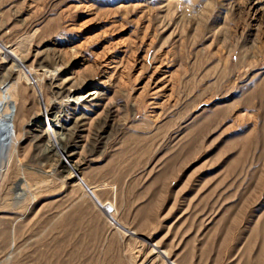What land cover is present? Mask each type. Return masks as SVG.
<instances>
[{
    "label": "rangeland",
    "instance_id": "rangeland-1",
    "mask_svg": "<svg viewBox=\"0 0 264 264\" xmlns=\"http://www.w3.org/2000/svg\"><path fill=\"white\" fill-rule=\"evenodd\" d=\"M7 83L0 264H264V0H0Z\"/></svg>",
    "mask_w": 264,
    "mask_h": 264
},
{
    "label": "bare ground",
    "instance_id": "bare-ground-1",
    "mask_svg": "<svg viewBox=\"0 0 264 264\" xmlns=\"http://www.w3.org/2000/svg\"><path fill=\"white\" fill-rule=\"evenodd\" d=\"M36 83V81H34ZM9 86L10 84L7 83L3 86H0V136H6V149L9 147L10 143L12 140H16L17 139V135H16V125H17V121H16V112H15V107H16V101L15 99H8L6 92H7V86ZM16 89V88H15ZM92 96V94L87 95V96H82V97H78L81 101L86 100L88 98H90ZM47 111V110H46ZM43 115L46 116L45 113H42ZM44 116V117H45ZM41 118V117H40ZM39 119L34 120V122H38ZM49 126H52V121H48L47 124V128H46V132L48 134V131L50 130ZM50 144L53 145V141L50 140L49 141ZM5 149V151H6ZM5 160V158L0 160V167L3 165V161ZM21 186V185H20ZM27 183L24 181L22 186H21V192L23 191H27ZM109 215H111L113 213V208L111 207H105L104 209Z\"/></svg>",
    "mask_w": 264,
    "mask_h": 264
},
{
    "label": "water",
    "instance_id": "water-1",
    "mask_svg": "<svg viewBox=\"0 0 264 264\" xmlns=\"http://www.w3.org/2000/svg\"><path fill=\"white\" fill-rule=\"evenodd\" d=\"M19 187H18V185H16V189H18Z\"/></svg>",
    "mask_w": 264,
    "mask_h": 264
}]
</instances>
